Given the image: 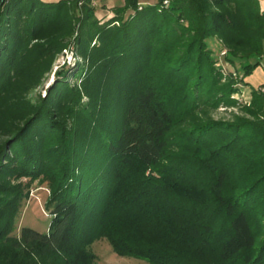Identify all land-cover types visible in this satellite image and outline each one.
Listing matches in <instances>:
<instances>
[{"label": "trees", "instance_id": "16d2710c", "mask_svg": "<svg viewBox=\"0 0 264 264\" xmlns=\"http://www.w3.org/2000/svg\"><path fill=\"white\" fill-rule=\"evenodd\" d=\"M92 3L0 0V264H96L99 237L148 264H264V83L231 96L264 69L259 0ZM21 177L47 184V231L11 234Z\"/></svg>", "mask_w": 264, "mask_h": 264}, {"label": "rangeland", "instance_id": "374dc122", "mask_svg": "<svg viewBox=\"0 0 264 264\" xmlns=\"http://www.w3.org/2000/svg\"><path fill=\"white\" fill-rule=\"evenodd\" d=\"M95 6V12L101 21H104L114 14L113 8L122 5L124 0H92ZM149 2L155 0H148ZM167 4V3H166ZM226 47H223L219 53L216 54L218 64H221V70H226L231 67V64L225 58ZM76 56L72 47L63 49L54 62L52 69L45 75L41 84L35 89L31 90L29 95L35 99L38 94H44L46 87L52 82L55 77V70L61 67L69 68L74 66ZM262 66V65H261ZM263 67V66H262ZM225 72V71H223ZM250 75V74H249ZM239 75L247 83H237L238 90L232 93V97L236 98L238 102L249 103L251 84L248 81V76ZM260 84L254 87H258ZM253 86V85H252ZM238 110L237 106H218L215 109L208 111V114L213 117H231L232 112ZM21 182L28 190V196L23 199L20 209L15 218V227L11 234L18 235L22 226H31L39 231H47L51 220V214L45 209V200L48 195V187L45 181L36 178L29 180L27 177H21ZM95 254L96 264H148L144 259L129 256L119 255L113 249L106 237H99L91 242L88 246Z\"/></svg>", "mask_w": 264, "mask_h": 264}, {"label": "crops", "instance_id": "0c3cea01", "mask_svg": "<svg viewBox=\"0 0 264 264\" xmlns=\"http://www.w3.org/2000/svg\"><path fill=\"white\" fill-rule=\"evenodd\" d=\"M260 8L264 10V0H259ZM248 81L251 85L257 86L264 83V69L261 65L257 66L253 72L248 76Z\"/></svg>", "mask_w": 264, "mask_h": 264}]
</instances>
